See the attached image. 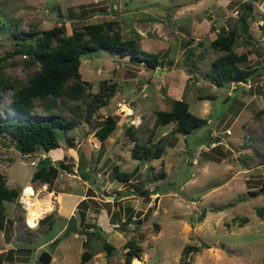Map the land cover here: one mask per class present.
<instances>
[{"label":"rangeland","instance_id":"374dc122","mask_svg":"<svg viewBox=\"0 0 264 264\" xmlns=\"http://www.w3.org/2000/svg\"><path fill=\"white\" fill-rule=\"evenodd\" d=\"M111 9L115 12L101 14ZM260 19L264 0H0L1 78L25 81L38 67L27 64L29 57L22 52L8 54L16 38L27 39L32 32L60 24L70 35L88 23L114 21L113 29L123 39H135L138 52L157 53L159 62L151 70L145 62L99 47L81 54V80L89 83L85 93L98 92L103 80L116 83L108 104L93 109L87 122L86 97L66 98L64 104L57 98L50 111L46 101L36 100L25 115L12 111V90L0 87V122L50 120L57 112L81 121L65 133L56 129L60 147L67 151L60 159L43 149L23 154L8 136H0V173L7 187L19 191L4 203L7 224L0 229V264H40L39 255L49 251L73 214L79 231L60 240L50 264H263L264 215L259 211L264 214V100L253 95L260 88L264 97ZM222 27L241 32L233 49L248 56L239 68L258 72L246 85L233 83L231 91L217 89L214 99L199 100L212 90L211 65L222 52L210 42ZM181 73L192 75L180 93ZM176 97L206 123L186 135L175 132V123L154 127L155 112L170 110V100ZM243 103L246 109L236 121ZM107 115L115 116L117 125L100 142L94 132ZM129 126L141 145H162L161 157L132 158L133 142L125 133ZM46 158L71 169L59 170L51 191L31 179ZM207 162L212 163L210 169H203ZM113 166L132 173L130 179L114 178ZM241 166L252 169L241 172ZM162 171L165 175L159 178ZM27 186L33 189L32 198L54 194L53 209L38 219L51 214L52 220L41 225L37 220L35 227L25 222L19 197ZM86 186L91 189L85 203L71 208L67 194L82 195ZM145 190L149 194L141 195ZM102 239L112 245L110 250ZM126 242L138 247V255L128 263ZM84 252L89 257L82 263Z\"/></svg>","mask_w":264,"mask_h":264},{"label":"trees","instance_id":"16d2710c","mask_svg":"<svg viewBox=\"0 0 264 264\" xmlns=\"http://www.w3.org/2000/svg\"><path fill=\"white\" fill-rule=\"evenodd\" d=\"M114 24H116L114 21L88 23L82 27L74 28L70 35H65L64 27L60 24L47 30L32 32L27 39L16 38L15 47L8 54L22 52L29 57L27 64L37 63L38 67L27 76L25 81L0 77V87L12 90L9 103L12 111L29 115L36 100L46 101L48 105L44 107L47 111H50L51 108L49 107L56 103L57 98L59 103L64 104L66 98L82 100L86 97L90 100L85 107V120L86 122L89 121L93 109L107 105L116 89L115 82L108 83L103 80L100 83L98 92L94 94L85 93L86 86L89 83L81 80L79 72L80 56L93 47L117 51L120 56H128L129 59L145 62L151 70H156L159 63L157 53L138 52L137 41L135 39H123L120 32L113 29ZM240 36L241 32L236 28L226 29L222 27L215 38L211 40V47L221 51L222 55L212 62V73L209 75L210 82L223 83L230 81L232 83L247 84L250 77L258 72V68L250 72L239 68L238 63L246 61L248 56L246 53L238 54L233 49L236 39ZM256 90L260 91V88ZM214 98L213 95L200 96V99L212 100ZM188 107L189 105L184 99L174 100L170 110L155 112L153 126L175 123V132L186 135L206 123L204 118L191 113ZM75 108L81 109L77 105ZM80 123L81 121L76 116L66 118L58 112L54 113L50 120L36 121L30 117L23 120L13 118L0 122V136H8L23 154L33 153L37 149L51 150L52 152L59 150L56 148L60 147L56 129H61L65 133ZM116 125L117 119L115 116L107 115L95 130L94 136L102 142L114 131ZM125 133L128 139L133 142L131 148L132 158L142 160L161 157L164 151L162 145H155L154 149L151 146L141 145L130 126L126 128ZM60 169L71 170L69 166L61 161L46 167L37 165L31 179L47 184L49 191H51L50 188ZM112 170L114 178L124 182H127L132 174L119 171L117 166H113ZM164 175L162 171L159 178ZM261 186L264 190V178ZM148 192L146 190L141 191V195H148ZM18 193L17 189L7 187L5 177L0 173V229H5L7 224L4 203L12 201ZM85 200L83 199L77 204L78 209L85 203ZM259 213L262 216L264 215L261 210ZM51 218L52 215L48 214L38 220V224L48 222L52 220ZM95 233V231L91 232L93 236ZM103 242L105 248L108 250L112 248V245L105 242L104 239ZM125 244H129L125 254V262L128 263L134 256L138 255V247L136 248L130 242ZM88 257L89 253L84 252L81 256V262H86ZM262 259L264 264V255Z\"/></svg>","mask_w":264,"mask_h":264},{"label":"crops","instance_id":"0c3cea01","mask_svg":"<svg viewBox=\"0 0 264 264\" xmlns=\"http://www.w3.org/2000/svg\"><path fill=\"white\" fill-rule=\"evenodd\" d=\"M179 5H181V4H179ZM264 31V30H263ZM189 73H181V82L179 81V82H177V90L181 93V90L183 89V87H184V85H185V81H186V78H188L190 75H192V74H190V75H188ZM211 83V82H210ZM249 83V82H248ZM233 84V83H232ZM212 85V84H211ZM246 85V84H245ZM218 88H216V87H214L213 85H212V90L209 92V94H206V95H203V96H207V95H213L214 97H215V94H217L216 93V90H217ZM176 93H177V91H176ZM253 95L255 96L254 98H260L261 100H264V97H263V94H261L260 93V91L259 90H256V89H254V91H253ZM176 98H178V99H176ZM176 98H171V105H172V102L174 101V100H179L181 97H176ZM199 100H208V99H200L199 98ZM246 105V103H243L242 104V109H240L239 110V112L237 113V115H235V119L234 120H236V121H238L239 120V115H240V113L242 112V111H244L243 109H246V108H244V106ZM171 107V106H170ZM188 109H189V107H188ZM135 110H137V108L135 109ZM205 112V110H203V113ZM170 124V123H169ZM167 125V124H166ZM171 125H172V123H171ZM164 126V125H163ZM229 131V130H228ZM183 135V134H182ZM56 149H60L62 152H58V153H51V150H49V153L54 157V158H57V159H60L61 157H63L64 155H65V153L67 152V151H64L63 149H61V147H58V148H56ZM135 160H137V159H135ZM197 161V160H196ZM242 161V160H241ZM52 164H53V161H52ZM197 164H198V162H197ZM211 164L212 163H209V162H207V163H205V166H204V168L203 169H205V168H208V169H210V166H211ZM242 165H246V163H242ZM242 167V169H241V172L242 171H244V172H249L250 173V171H251V169L252 168H247V167H244V166H241ZM243 172V173H244ZM78 177H79V175H78ZM247 177V176H246ZM85 183H87V182H85ZM90 187L88 186H86L85 187V191H84V193L82 194V195H75L73 192L71 193V194H67V198H68V200L71 202V203H73L72 205H71V208H72V206L73 207H76L77 206V204L81 201V200H83L85 197H86V191L89 189ZM91 189V188H90ZM253 194H255V193H252V196H254ZM257 195H259V194H257ZM256 195V196H257ZM78 198V199H77ZM73 200V201H72ZM115 204H117V202H115ZM118 205V204H117ZM70 217H71V215L69 216V219H70ZM65 218H66V216H65ZM102 218H104L105 219V216H104V213H102V215H101V219Z\"/></svg>","mask_w":264,"mask_h":264},{"label":"water","instance_id":"95a60500","mask_svg":"<svg viewBox=\"0 0 264 264\" xmlns=\"http://www.w3.org/2000/svg\"><path fill=\"white\" fill-rule=\"evenodd\" d=\"M115 10L114 9H111L110 11H105V12H102L101 14L107 16L109 15L110 13H114ZM158 72V70H157ZM211 84L218 88V89H224L225 91H231L232 90V82L228 81V82H223V83H218V82H211ZM219 138H216V141H218ZM52 165V161L51 159L49 158H46L44 159L43 161H40L38 163V166L39 167H46V166H50ZM80 167L82 166H85L84 164H79ZM129 193V192H128ZM126 193V194H128ZM119 197L121 196H114V199H118ZM204 214V211L201 213V215ZM76 216L73 214L71 215L70 219H69V223L67 225V227L64 229V232L63 234L58 237L57 239H55L54 241H52L50 244H49V251H43L39 257H38V262L40 264H50L51 262V259H52V255H51V252L53 251V249L56 247V245H58V243L60 242V240L62 238H66L67 236H69L71 233H78L79 229H78V226H77V220H76ZM201 217L198 218V220H200ZM101 227H99L100 229ZM96 234V233H95ZM103 240V239H102Z\"/></svg>","mask_w":264,"mask_h":264},{"label":"bare ground","instance_id":"6f19581e","mask_svg":"<svg viewBox=\"0 0 264 264\" xmlns=\"http://www.w3.org/2000/svg\"><path fill=\"white\" fill-rule=\"evenodd\" d=\"M122 107L126 108L125 105ZM31 190L32 188L30 189L28 186L24 188L23 202L27 213L26 223L35 227L37 225V220L53 209L52 199L54 194L50 192L42 198H32L30 197L32 194ZM136 264H139V261H136Z\"/></svg>","mask_w":264,"mask_h":264},{"label":"built area","instance_id":"2783aa9c","mask_svg":"<svg viewBox=\"0 0 264 264\" xmlns=\"http://www.w3.org/2000/svg\"><path fill=\"white\" fill-rule=\"evenodd\" d=\"M257 24H258V26H264V20H258L257 21ZM46 187V186H45ZM33 190V189H32ZM33 191H32V194L30 195V196H32L33 195ZM23 197H24V189H23V193L21 194V196L19 197L20 199H19V206L21 207V209H23V211L25 212L26 211V209H25V206H24V202H23Z\"/></svg>","mask_w":264,"mask_h":264},{"label":"clouds","instance_id":"9594fccd","mask_svg":"<svg viewBox=\"0 0 264 264\" xmlns=\"http://www.w3.org/2000/svg\"><path fill=\"white\" fill-rule=\"evenodd\" d=\"M132 115H133V114H132ZM132 115H131V116H132ZM226 133H229V131L227 130ZM244 171H245V170H244ZM45 191H47V187H45ZM25 222H26V220H25Z\"/></svg>","mask_w":264,"mask_h":264}]
</instances>
